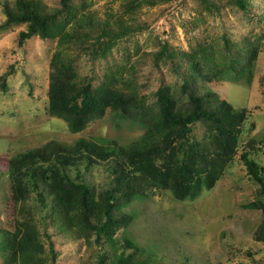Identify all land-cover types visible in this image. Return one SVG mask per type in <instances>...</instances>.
Listing matches in <instances>:
<instances>
[{
    "label": "rangeland",
    "instance_id": "374dc122",
    "mask_svg": "<svg viewBox=\"0 0 264 264\" xmlns=\"http://www.w3.org/2000/svg\"><path fill=\"white\" fill-rule=\"evenodd\" d=\"M13 1L0 0V23L5 20L3 5ZM38 1L44 12L62 8L61 0ZM140 1L133 6L130 0H70L61 10L55 25L65 24L72 31L76 24L80 33L88 31L89 42L106 22L114 31L124 30L102 56L63 47L74 60L77 76H91L94 88L107 83L125 92L134 90L145 97L147 106H154L160 83L185 98L181 83L194 78L199 92L210 89L235 109L251 110L241 139L242 143L256 139L253 157L264 164V22L244 14L230 0H211L215 6L209 8L200 0ZM251 3L255 14L264 8V0ZM25 29V23H18L0 30V76L13 66L6 91L0 88V230L14 229L5 165L9 157L51 139L70 144L79 136L125 145L144 131L140 123L108 109L80 132H69L65 121L52 116L47 105L48 76L58 38L34 35L18 46L19 31ZM163 40L176 51L204 47L212 56L209 69L204 66L203 71L208 77L194 74L180 55L169 61L158 54ZM251 49L257 55L248 65L245 58ZM197 55L205 64L203 51ZM214 69L216 74L211 72ZM203 131V126H195L198 136ZM240 151L213 188L192 198L178 200L169 190L155 189L148 191L147 198L121 202L117 211L132 213L133 220L126 229H116L114 239L123 246L125 237L147 249L152 255L150 264H264V231L259 230L263 215L260 208L251 206L257 199V185L248 178ZM83 175L96 190L110 184L106 163L94 165ZM53 238L59 250L56 264H93L92 238L89 242L72 240L59 233ZM104 246L111 249L107 242ZM0 264H4L1 251Z\"/></svg>",
    "mask_w": 264,
    "mask_h": 264
},
{
    "label": "trees",
    "instance_id": "16d2710c",
    "mask_svg": "<svg viewBox=\"0 0 264 264\" xmlns=\"http://www.w3.org/2000/svg\"><path fill=\"white\" fill-rule=\"evenodd\" d=\"M69 1L61 0L62 8L55 12H44L38 0L6 3L0 30L25 23L26 29L18 34V46L34 35L58 38L48 76L47 105L52 116L65 121L69 132H80L108 109L140 123L144 131L125 145L79 136L70 144L51 139L9 157L5 165L14 229L0 230L4 264H56L59 250L53 237L58 233L72 240L82 238L89 242L92 238L96 248L93 264H150L152 255L147 249L125 237L123 246L114 239L116 229H126L133 220L132 213L117 211L119 204L147 198L148 191L153 193L155 189L169 190L178 200L210 190L239 149L248 178L257 185V199L251 206L262 211L259 230L263 232L264 164L253 157L251 149L256 139L249 138L245 143L241 139L243 124L251 110L235 109L210 89L199 92L194 78L191 81L184 78L181 83L180 92L185 98L177 97L170 86L160 83L154 106H147L145 97H139L134 90L125 92L107 83L94 88L91 76L83 79L77 76L73 58L62 48L79 47L92 56H102L124 30L120 27L114 31L106 22L89 42L90 34L87 30L80 33L78 25L72 24V31L64 28L65 24L55 25L56 17ZM200 1L207 8L215 6L211 0ZM140 2L129 3L134 6ZM230 3L264 22V8L253 13L251 0H230ZM204 49L198 46L195 51H176L169 49L163 40L158 54L169 61L175 54L180 55L194 74L206 78L208 73L203 71L205 67L209 69L212 56ZM199 51H203L205 64L201 65ZM256 55V49H251L246 64L251 65ZM12 70L11 65L0 76L2 91H6V80ZM211 72L216 74V69ZM198 124L204 127L200 136L195 132ZM100 163L107 164L111 180L105 189L96 190L83 174ZM104 242L111 249L105 248Z\"/></svg>",
    "mask_w": 264,
    "mask_h": 264
}]
</instances>
